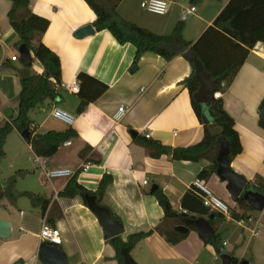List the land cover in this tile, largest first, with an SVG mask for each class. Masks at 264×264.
Segmentation results:
<instances>
[{
	"label": "crops",
	"instance_id": "0c3cea01",
	"mask_svg": "<svg viewBox=\"0 0 264 264\" xmlns=\"http://www.w3.org/2000/svg\"><path fill=\"white\" fill-rule=\"evenodd\" d=\"M29 1L32 13L50 23L42 42L60 58L62 84L77 85L80 89L77 77L79 73H85L108 88L82 114L77 112L81 102L79 93L64 88H60L61 97L56 101H47L29 113L34 134L75 131V137L65 142L52 158L37 157L27 139L18 131H14L11 139L7 140L5 158L10 143L14 141L20 147L25 145L35 157V169L30 177L36 178L38 185L31 189V193L50 203L43 212L29 199L23 198L19 203L26 211L20 210L17 214L13 208L18 209V204L9 206L5 200L2 202L0 219L10 224L11 237H0V264H42L39 250L44 243L40 233L45 224L60 229V247L68 258V264H118L116 250L105 239L99 219L90 210L85 198L60 196L75 176L91 192H97L104 177L111 178L101 205L110 209L123 224V240L130 235L153 232L133 250L132 256L137 263L216 264L217 257L221 255L212 245L201 240L198 230L190 229L185 234L187 237L177 245L169 244L155 231L164 221L165 211L153 195L154 188L162 190L173 211L197 218L183 208V198L188 191H192L203 202L194 182L212 163L207 160L176 161L167 155L153 158L137 141L148 139L157 145L187 148L203 140L204 127L183 84L192 74L191 64L184 57L167 61L148 52L135 65L136 48L131 44L120 45L108 31L97 32L95 29L94 35L81 39L75 36L78 30L93 25L96 20L95 13L85 0ZM143 1L123 0L118 11L125 20L167 36L181 22L183 10L196 7L195 14L184 22V38L198 47L211 74H219L231 63H238L233 73L223 81L221 99L234 120L232 127L240 145V153L229 160L232 169L248 183H254L257 178L264 181V129L259 126V112L264 105V43H258L254 49L235 46L229 36L213 28L215 19L230 0H201L197 4L188 0L189 7L185 4L186 0H167L170 6L164 16L146 10L143 12ZM11 7V1L0 0V68H3L0 71V127L11 119L5 116L7 110L13 111L12 117L17 115L21 91L14 70L21 68V61H11L14 55L20 57L16 47L19 37L8 18ZM133 68H136L135 71H132ZM33 69L37 74L44 71L36 59ZM120 107L127 112L120 122H116L114 116ZM205 108L207 110V106ZM56 109L74 116V123L68 125L56 119ZM132 132L137 134L136 138ZM87 148L92 151L82 158L81 153ZM96 160L100 163H95ZM53 170H71L73 175L47 179L46 173ZM200 180L214 196L229 206L230 215L233 209L239 211L226 189L227 183L217 173L209 180ZM144 181L148 184L143 185ZM188 202L190 204V200ZM261 213L263 217L258 220L254 212H247L250 219L241 221L221 214L214 226L215 234L217 230L221 235L224 254L237 258L239 264L246 261L227 250L226 238L230 235L227 225L237 223L244 231L246 224L256 221L257 227H260L264 224V212ZM200 219L208 220L207 217ZM255 233L258 235V232H253L257 237Z\"/></svg>",
	"mask_w": 264,
	"mask_h": 264
},
{
	"label": "trees",
	"instance_id": "16d2710c",
	"mask_svg": "<svg viewBox=\"0 0 264 264\" xmlns=\"http://www.w3.org/2000/svg\"><path fill=\"white\" fill-rule=\"evenodd\" d=\"M9 1H11L12 7L8 18L12 28L19 37L16 47L20 49L21 46H26L34 58L42 65L44 71L42 74H37L34 72L33 63L26 62H21V68L14 69L21 87L18 96V112L15 117H12L0 127V160L6 156V142L13 131H18L21 134L29 131L30 136L27 141L33 153L40 158H52L65 142L75 137V131L69 129L63 132L52 131L47 134H34L31 129L29 113L45 102L56 101L61 97L59 92L62 85L61 61L59 56L42 42V36L49 27V21L32 13L29 0ZM85 1L96 15L93 27L97 32L108 31L120 45L131 44L136 48L135 65L138 64L142 55L148 52L155 53L167 61H172L177 57H184L191 64L192 74L184 80L183 84L189 91L192 108L204 127L205 135L203 140L197 145L187 148L157 145L148 139H138L137 141L148 150L153 158L167 155L176 161L199 162L207 160L211 162L212 166L204 169L199 175L200 179L209 180L212 175L217 173L221 140H224L229 147V159L240 153V145L232 127L234 120L225 110L223 101L214 99L207 106V110L205 106L196 101L195 94L200 89V83L195 73L196 64L200 63L204 70L212 76L213 80L217 81L218 90L216 93H223V81L233 73L238 63H231L222 72L213 75L205 65L198 47L184 38L183 21L175 27L171 35H158L125 20L120 15L118 7L123 0ZM200 1L191 0L193 4H197ZM213 28L221 34L229 36L235 46L254 49L258 43H264V0H230L215 19ZM77 79L80 82L79 96L81 99L77 112L82 114L91 103L96 102L107 91L108 87L85 73H79ZM259 126L264 129V105L259 112ZM91 151V148L85 149L82 151L81 157L85 158ZM95 163H100V161L96 160ZM29 173L19 171L6 181L0 180V207L4 200L16 205L19 199L27 198L33 206L40 207L43 212L46 211L50 203L49 200L31 192H20L16 188L17 179L25 177ZM110 182V177H104L97 192H91L84 188L75 176L69 181L60 196L67 199H74L79 196L83 198L93 196L96 197L98 205L102 206L101 202ZM248 188L264 194V181L257 178L254 183L248 184ZM153 195L156 196L165 211L164 221L155 231L165 237L169 244L177 245L187 235L179 234L176 228L187 225L193 217L173 211L162 190L157 188ZM188 200H190V204ZM236 205L239 211L236 209L231 210L232 219L237 221L249 220L247 212H254L251 205L243 199H240ZM182 206L189 214L196 215L197 218L195 219L207 217V221L213 228L221 218V214L213 213L208 208H205L200 198L192 191H188L185 194ZM112 216L116 221L120 222L113 214ZM190 229L197 231L193 226H190ZM152 233L130 235L126 240L121 237L109 240L116 250L118 264H139L133 258L132 252L142 240ZM209 244L215 248L218 255L225 253L221 235L217 233V230ZM231 261L232 264L240 263L234 257H231Z\"/></svg>",
	"mask_w": 264,
	"mask_h": 264
},
{
	"label": "water",
	"instance_id": "95a60500",
	"mask_svg": "<svg viewBox=\"0 0 264 264\" xmlns=\"http://www.w3.org/2000/svg\"><path fill=\"white\" fill-rule=\"evenodd\" d=\"M96 33L93 25H88L75 33L77 38H85L87 36L94 35ZM20 61L32 64L34 62V56L27 49L26 46H21L19 49ZM133 68L132 71H135ZM3 68H0L2 71ZM196 76L200 83V89L195 94V99L203 106L210 105L214 100V94L218 90L217 81L213 80L212 76L204 70L200 63L196 64L195 70ZM7 118H12L13 111L7 110L5 112ZM26 139L29 138L30 132L26 131L22 134ZM134 138L137 137L135 132H132ZM230 150L227 143L221 142V152L218 157V177L225 183H227V191L234 203L240 199L247 201L254 211L264 212V194L250 190L248 188V181L237 174L231 167L229 160ZM156 188H154L155 191ZM85 200L90 210L98 217L99 222L103 228L105 239L111 240L117 237H121L125 233V228L122 223L116 221L110 209L104 206H100L97 203L96 197L86 196ZM190 226L196 228L199 232V236L204 243H209L215 235V229L210 223L204 219L192 218L187 225L179 226L176 231L181 234H188L190 232ZM0 237L2 239H9L11 237V226L8 222L0 219ZM222 264H232L231 256L222 254ZM39 259L42 264H68V258L60 246H55L50 243H44L39 250ZM242 264H250L243 262Z\"/></svg>",
	"mask_w": 264,
	"mask_h": 264
},
{
	"label": "rangeland",
	"instance_id": "374dc122",
	"mask_svg": "<svg viewBox=\"0 0 264 264\" xmlns=\"http://www.w3.org/2000/svg\"><path fill=\"white\" fill-rule=\"evenodd\" d=\"M185 4L189 7L188 0H186ZM143 12L146 11L143 10ZM12 133L8 139H11ZM23 146L20 147L15 141L10 143L8 156L0 160V180L6 181L19 171L30 172L25 177L17 179L16 188L20 192H31V189H34L35 185H38L37 179L30 177L33 175L32 172L35 169L33 163L35 157L29 152L25 145ZM22 199L23 198L19 199L16 203V205L18 204V209L13 208L14 212L17 214L20 213V210L26 211V208L22 207L19 203ZM4 202L8 203L9 206H15L10 204L7 200ZM254 216L259 220L263 217V214L254 211ZM227 227L230 229V235L228 234L226 238L228 244L227 250L231 255L237 256L239 259H243L250 264H264V224L257 227L256 221L251 222L250 224H246L244 231L237 223L227 225ZM255 231L258 232L257 237L253 235ZM217 260L218 262L216 264H222L221 257H217Z\"/></svg>",
	"mask_w": 264,
	"mask_h": 264
},
{
	"label": "built area",
	"instance_id": "2783aa9c",
	"mask_svg": "<svg viewBox=\"0 0 264 264\" xmlns=\"http://www.w3.org/2000/svg\"><path fill=\"white\" fill-rule=\"evenodd\" d=\"M169 2L167 0H144L141 4V7L146 10L147 12L159 16H164L168 13L169 10ZM196 12V7H190L188 9L183 10L181 21L185 22L188 20V18L192 15H194ZM19 56H12L11 61L17 62L19 61ZM263 59H264V53H263ZM61 88L66 89L69 92L72 93H79L80 89L77 85H61ZM223 97V93H215L214 99L220 100ZM127 110H125L124 107H120L116 115L114 116V119L116 122H120L124 116ZM54 117L68 125H72L75 121L74 116L69 114L68 112L56 109L54 111ZM147 138H150L149 135L146 136ZM69 144V143H68ZM38 161V159H37ZM73 175V172L71 170H53L46 173L47 179H55V178H68ZM148 182L144 181L143 185H147ZM194 187L198 190V192L202 196L203 205L206 208H209L211 211H216L221 214H223L226 217H231L230 215V208L229 206L218 199L216 196L213 195L212 191L206 186V184L200 180L196 179L194 182ZM242 225H245V222H241ZM257 235V233H255ZM40 238L43 243H50L55 246H61L62 245V235L61 231L58 228L51 227L47 224H45L42 228V231L40 233ZM225 245V244H224Z\"/></svg>",
	"mask_w": 264,
	"mask_h": 264
}]
</instances>
